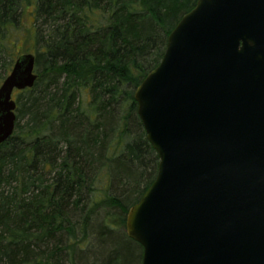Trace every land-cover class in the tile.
<instances>
[{
	"label": "trees",
	"instance_id": "obj_1",
	"mask_svg": "<svg viewBox=\"0 0 264 264\" xmlns=\"http://www.w3.org/2000/svg\"><path fill=\"white\" fill-rule=\"evenodd\" d=\"M196 1L0 0V67L30 36L37 74L0 145V264H141L125 222L158 157L134 92Z\"/></svg>",
	"mask_w": 264,
	"mask_h": 264
},
{
	"label": "water",
	"instance_id": "obj_2",
	"mask_svg": "<svg viewBox=\"0 0 264 264\" xmlns=\"http://www.w3.org/2000/svg\"><path fill=\"white\" fill-rule=\"evenodd\" d=\"M36 79L28 53L2 81L0 145ZM134 100L158 157L125 222L141 264H264V0H197Z\"/></svg>",
	"mask_w": 264,
	"mask_h": 264
},
{
	"label": "rangeland",
	"instance_id": "obj_3",
	"mask_svg": "<svg viewBox=\"0 0 264 264\" xmlns=\"http://www.w3.org/2000/svg\"><path fill=\"white\" fill-rule=\"evenodd\" d=\"M32 22H33V19L31 18V16L27 14V16H25V18L22 21L23 30L27 32L29 28L32 26ZM34 52H35L34 40L32 37L29 36V38L27 39L21 38L20 40L17 41L16 50L13 56H14V59H17L18 56H21L23 54H28V53L33 54ZM8 73L7 72L5 73L3 70V67H0V85L2 81L5 79V77L8 75ZM15 98H16V93L14 91L12 95V99L15 100Z\"/></svg>",
	"mask_w": 264,
	"mask_h": 264
}]
</instances>
